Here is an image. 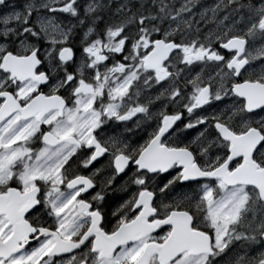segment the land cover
Listing matches in <instances>:
<instances>
[{
    "label": "snow or ice",
    "instance_id": "6c2138e0",
    "mask_svg": "<svg viewBox=\"0 0 264 264\" xmlns=\"http://www.w3.org/2000/svg\"><path fill=\"white\" fill-rule=\"evenodd\" d=\"M0 264H264V0H0Z\"/></svg>",
    "mask_w": 264,
    "mask_h": 264
}]
</instances>
